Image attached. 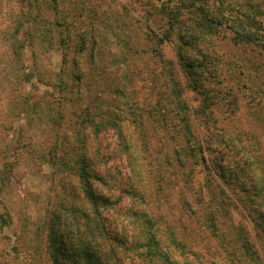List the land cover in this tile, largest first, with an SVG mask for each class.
<instances>
[{
  "label": "rangeland",
  "instance_id": "374dc122",
  "mask_svg": "<svg viewBox=\"0 0 264 264\" xmlns=\"http://www.w3.org/2000/svg\"><path fill=\"white\" fill-rule=\"evenodd\" d=\"M200 7L217 31L212 87L231 94L209 120L178 62V36L157 39L172 16L175 27H195L188 17ZM181 14L188 21L179 24ZM82 121L112 126L86 137L87 152L75 144ZM186 129L211 144L210 160L217 134L250 138L264 157V0H0V264H51L52 255L68 264L79 192L90 208L74 166L83 155L108 159L87 169L90 183L103 194L114 188L118 211L153 219L162 253L177 238L178 264H261L243 249L248 241L264 256L233 195L239 184L179 157ZM120 189L128 194L118 198Z\"/></svg>",
  "mask_w": 264,
  "mask_h": 264
},
{
  "label": "trees",
  "instance_id": "16d2710c",
  "mask_svg": "<svg viewBox=\"0 0 264 264\" xmlns=\"http://www.w3.org/2000/svg\"><path fill=\"white\" fill-rule=\"evenodd\" d=\"M193 5L190 3L187 6L192 7ZM169 14L171 15V13ZM184 17L183 14L177 17L179 24L187 20ZM190 19L196 21L195 27L188 28L182 25L179 28L174 26L173 22L176 19L172 16L167 27L157 34L158 37L155 36L160 43L171 42L172 36H178L182 44L177 48L178 62L187 70V75L191 78L188 86L203 96L199 109H204L197 113L199 116H207L206 119L209 120L210 115L214 112L212 109L218 108L224 101H228L231 94L216 91L212 87L221 69V59L212 40L216 37L217 31L213 25H208L212 21L211 16L200 7L195 10L191 17H188V20ZM188 39L192 42H186ZM231 104L233 105V103ZM100 124L102 123L100 122ZM100 124L97 122L93 128L86 126L82 121L76 129L78 140L75 139V144L83 152L88 151V141L86 140L88 135H93L96 139L100 132L107 131L108 126L112 128L109 124L102 127L99 126ZM117 128L120 133L119 137L123 140L122 128ZM214 130L220 131L219 133L223 132L222 129L218 128H214ZM186 134L188 135V146L185 151H181V156H179L180 152H176L177 156L200 158L206 166L204 171L209 174L213 181L216 180V174L219 173L221 177H229L231 182L239 184L237 185V192H235L239 195H233L237 198L236 202L240 204L253 222L257 239L261 244L259 247L262 249V240H264V157L259 151L260 148L257 147L258 144L255 145L250 138H248V142L242 141L241 135L227 138L226 134H217L219 141H216L214 145L220 150L218 152L213 150L216 156L210 160L205 146L209 143L197 142L194 134L188 129H186ZM248 136H250L249 133L243 135V137ZM117 145L120 151L121 145ZM96 150L99 148L97 147ZM122 155L125 157V154ZM85 157L84 155L81 156L80 160L75 161L74 166L78 167L77 172L80 173L83 184L87 186L86 198L90 208L85 207L84 199L79 192L75 200L81 205L75 208L71 207L69 211L76 226L77 244L72 257H69L68 264H178L174 259L173 250L170 249L173 246L175 249L181 250L182 245L177 241V238H173L171 247L165 249L167 253H162L163 250L160 248V238L158 237L159 229L154 226L155 221L153 219L146 216L141 217L131 209L120 207L119 210L122 211H118V204L113 202V198L116 196L114 195V188L103 194L90 183L92 175L87 169L108 159L105 157H98V159ZM236 170L240 173L239 175L235 174ZM101 172L103 171L97 170L94 177L96 181H105L106 176H101ZM105 172L110 173L109 171ZM113 178L109 181H114ZM109 184L108 182L105 183V187L108 188ZM130 190L129 194L133 193L135 189L131 187ZM119 191L118 198L123 194H128L124 189ZM214 198L212 196L213 200ZM107 216L112 219L109 220ZM80 219L84 220V224L80 222ZM112 226L114 229L111 228ZM117 227L118 229H115ZM132 233L134 235H130ZM55 249V253L63 252L56 247ZM243 249H246L256 261L264 264V256L260 255L259 252H254L248 241L244 243ZM53 256V260L49 259L50 262L53 261L51 264H62V260L59 262L57 257L52 255V258Z\"/></svg>",
  "mask_w": 264,
  "mask_h": 264
}]
</instances>
